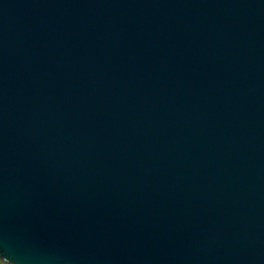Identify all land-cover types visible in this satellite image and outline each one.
<instances>
[{
  "label": "water",
  "instance_id": "1",
  "mask_svg": "<svg viewBox=\"0 0 264 264\" xmlns=\"http://www.w3.org/2000/svg\"><path fill=\"white\" fill-rule=\"evenodd\" d=\"M0 264H264V0H0Z\"/></svg>",
  "mask_w": 264,
  "mask_h": 264
},
{
  "label": "snow or ice",
  "instance_id": "2",
  "mask_svg": "<svg viewBox=\"0 0 264 264\" xmlns=\"http://www.w3.org/2000/svg\"><path fill=\"white\" fill-rule=\"evenodd\" d=\"M0 254H2V253H0Z\"/></svg>",
  "mask_w": 264,
  "mask_h": 264
}]
</instances>
